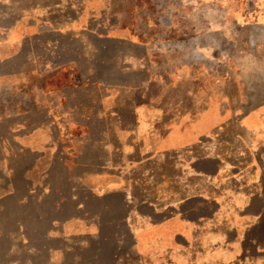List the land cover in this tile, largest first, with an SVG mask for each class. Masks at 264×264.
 I'll return each instance as SVG.
<instances>
[{"label": "crops", "instance_id": "crops-1", "mask_svg": "<svg viewBox=\"0 0 264 264\" xmlns=\"http://www.w3.org/2000/svg\"><path fill=\"white\" fill-rule=\"evenodd\" d=\"M109 2L0 0V206L46 207L26 218L53 227L40 233L54 242L37 248L46 253L41 264H153L159 247L104 245L111 236L136 238L135 230L105 236L81 211L64 213L62 206H82L66 184L46 201L48 182L73 174L95 200L129 204L139 188L145 206L150 175L158 174L156 186L167 162L181 229L174 237L187 238L170 250L172 263L264 264V241L249 240L264 228V0H252L240 22L226 13L167 44L132 34L131 24L109 16ZM95 126L106 132L79 133ZM223 205L239 224L223 233L222 259L211 262L208 242L197 252L189 238L209 236L210 210Z\"/></svg>", "mask_w": 264, "mask_h": 264}, {"label": "rangeland", "instance_id": "rangeland-1", "mask_svg": "<svg viewBox=\"0 0 264 264\" xmlns=\"http://www.w3.org/2000/svg\"><path fill=\"white\" fill-rule=\"evenodd\" d=\"M109 4L111 12L109 16L118 15L119 20L131 24L132 29L130 32L132 34H147V37L153 39V44L155 42L167 44L171 40L182 42V40L187 38V30L190 28L200 30L203 24L223 22L226 13L228 22L242 21L244 16L247 15L248 7L252 5V0H110ZM112 20L114 18L110 19L108 17L107 21L110 22ZM82 65L84 71L91 69L88 62H83ZM105 129L106 127L103 126L83 127L79 130V133H95L100 136L106 132ZM70 150H73V145H68L64 149L63 156L59 158V162L64 160L65 153ZM59 162L56 163V169H58ZM170 167L167 162L163 165L166 171L157 180L159 183L156 186L154 180L156 177L158 178V174L150 175L153 180L147 185V199H145L147 205L145 206L143 205V192L139 188L135 189L131 204L123 202L121 198L119 199L115 196L109 197V199L107 197H99V199L95 200L94 195L91 196L87 192L79 190L73 174L65 179L61 173L51 175V180L48 182L51 187L50 196L46 201L52 202L54 198H58L61 191L59 185L61 187V184H66L67 187L71 188V195L76 196L77 198L75 199H78L82 206L81 209H78L77 205L62 206L64 213L72 215V213L77 214V212L81 211V213L94 221L97 228L105 236H109L115 230H122L124 227L130 229V231L135 230L136 238L133 236L131 238H112L113 236H111L109 239L106 238L108 240L104 245L111 246L110 242L114 240L115 245L119 247L131 246L137 250L140 243L142 245L146 243L152 248L157 247L158 249L159 247L164 252L160 258H156L154 254L151 256L155 264H174L171 261L170 250L176 247L178 239L179 244L187 245V238L174 237V234L180 233L179 230L181 231V229H178L176 222L172 221L175 217H178V214L170 204V195L172 193ZM232 209V206L226 207V205L215 207L214 209L211 208L210 213L217 214L215 217H211L212 219L209 223H206V226L210 225L211 227V234L204 239L198 238V234L193 238V241L189 238V241L191 240L189 242L191 249L202 252L203 244L208 242L207 244L210 245L208 246L209 253L211 252L210 261L212 262L215 259V262H217L218 259H222L217 251L218 247L225 245L226 239L223 233L234 225L239 224L234 221L237 215ZM50 210L53 213L55 207L52 206ZM31 211L38 215L37 212L46 211V207L20 205L17 207L9 206L6 209L5 206H0V231L2 233L0 237V264H41L46 261V253H40L39 249H43V246L53 245L54 242L51 239H42L40 233L47 232L53 227L52 224L26 220ZM201 211H203L202 208H199V212ZM206 212L207 208H205ZM132 214H135V217L129 224V215L133 219ZM123 216L125 223L122 222ZM155 216H157V219H155ZM139 217H144L146 220L143 221ZM150 219L159 222L154 227L150 224ZM203 224L202 218L197 219L195 229H202ZM140 231L147 232L146 236H143L142 233L139 234ZM114 235L117 236V234ZM249 238L250 241H264V228L257 229L254 237ZM235 242L233 244V241H227L228 247H234ZM232 253L231 251L230 255H227L228 262L234 258ZM238 256L241 259L245 255L240 253ZM260 257H264V254H260ZM185 263H188V259L184 261ZM194 264L201 263L196 261Z\"/></svg>", "mask_w": 264, "mask_h": 264}]
</instances>
